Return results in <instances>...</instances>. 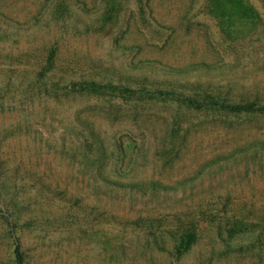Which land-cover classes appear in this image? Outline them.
Here are the masks:
<instances>
[{"label":"rangeland","instance_id":"374dc122","mask_svg":"<svg viewBox=\"0 0 264 264\" xmlns=\"http://www.w3.org/2000/svg\"><path fill=\"white\" fill-rule=\"evenodd\" d=\"M201 95L264 107V0H0V264H264V109Z\"/></svg>","mask_w":264,"mask_h":264},{"label":"trees","instance_id":"16d2710c","mask_svg":"<svg viewBox=\"0 0 264 264\" xmlns=\"http://www.w3.org/2000/svg\"><path fill=\"white\" fill-rule=\"evenodd\" d=\"M111 10V9H110ZM112 14V13H111ZM108 18H111L108 17ZM70 91H76V92H89V93H95L100 95H106V94H124L129 97H136V98H144L146 97L144 94L140 93L139 91L130 90L126 88H121L117 86H110V85H102L93 81H81L78 83H73L70 88ZM149 98L154 97L155 94L164 95V92H157V93H148ZM123 96V95H122ZM176 98V97H175ZM177 100L181 103H184L187 106L194 107V108H220V109H226L229 111H258L264 109V107H255L252 103H245V104H232V103H221L217 101L213 96L211 95H201V96H182L177 97ZM198 238V231L194 228H188L182 231V233L179 236V242L177 246V252L182 253L186 251ZM15 253H16V262L17 264L21 263V256L18 251V246L15 247Z\"/></svg>","mask_w":264,"mask_h":264}]
</instances>
